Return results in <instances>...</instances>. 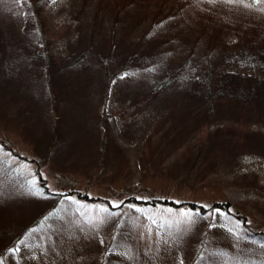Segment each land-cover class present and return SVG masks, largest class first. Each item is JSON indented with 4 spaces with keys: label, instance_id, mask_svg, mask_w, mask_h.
I'll use <instances>...</instances> for the list:
<instances>
[{
    "label": "rangeland",
    "instance_id": "1",
    "mask_svg": "<svg viewBox=\"0 0 264 264\" xmlns=\"http://www.w3.org/2000/svg\"><path fill=\"white\" fill-rule=\"evenodd\" d=\"M42 15L52 38L48 53L71 62L55 77V120L44 106L35 111L28 105L35 85L11 86L0 101V169L14 167L27 179L17 180V188L11 174L0 183V236L35 212L48 214L32 239L23 236L15 252L0 255V264H193L196 255V264H231L229 254L242 259L254 252L255 242L243 234L264 231V119L249 114L234 130L233 120L212 113L202 129V121H193L194 130L175 148L177 116L190 110L182 95L187 84L178 82L166 103L150 92L176 64L186 63L189 82L196 65L213 62L205 52L224 50V38L234 43L245 32L264 35V0L256 6L242 0H48ZM5 51V69L19 75V49ZM217 129H230L226 138L235 145L212 157L217 147L206 154L208 137ZM164 130L170 135L157 146ZM198 145L204 161H215L203 179L204 173H182L187 148ZM29 181L47 190L33 195ZM190 201L206 210L185 224L180 211L195 213Z\"/></svg>",
    "mask_w": 264,
    "mask_h": 264
},
{
    "label": "trees",
    "instance_id": "2",
    "mask_svg": "<svg viewBox=\"0 0 264 264\" xmlns=\"http://www.w3.org/2000/svg\"><path fill=\"white\" fill-rule=\"evenodd\" d=\"M242 1H247L252 6L258 5L260 2V0ZM47 2L48 0H0V101L11 86L15 90H20L21 87L24 88L26 86L29 88L30 85H35L38 91L33 95V100L31 98L28 99V105L35 111H39L44 106L43 110L48 112L49 119L55 120L54 112L55 109L57 110L55 87L60 85L59 82L55 81V77L62 75V66L69 65L71 61L65 59L57 62L48 53L52 38L42 15V9ZM164 10L170 12L168 8ZM153 17L156 18L157 15ZM213 18H217V16L214 15ZM164 19L168 20L170 17L168 18L167 15L158 20ZM207 19L214 21L208 16ZM217 19L222 21V18ZM249 22L239 24V27L245 29ZM217 24L219 25L218 22ZM244 26L245 28H243ZM210 38L217 43V37L214 33ZM224 40H221L224 43L223 51L205 52L207 55L209 54L208 57L213 58V62L208 60L205 65H196L191 73L193 77H190L189 82H187L189 77L184 71L186 63H180L173 65V68L165 70L163 75L152 84L150 95L153 98L158 97L160 102L165 103L168 99V92L177 89L178 82L185 81L187 84L186 90H183L182 95L186 97L185 104L190 106V110L186 109L182 115L177 116L179 124L174 126H180V128H177L178 131L176 132L178 137L175 135L177 139L175 148L180 147L184 137L194 130L193 121H202L200 124L202 129L209 122L208 119L211 118L212 113H215L217 117L233 120L234 130L240 129L239 124L244 123V117L249 114L253 115L255 113L254 119H258V117L264 119V77H261L264 74V35L260 33L251 35L245 32L241 41L228 43L226 38ZM8 48L19 49V51H14V53L19 55L20 64L14 68L19 71V75H16L17 72L15 70L16 76L8 69H5L4 54ZM195 71L197 72L196 77H194ZM26 93L28 94V91ZM174 102L176 103L175 100ZM22 116L20 115L19 118ZM54 120L51 121V130H53V132H50L51 134L55 133ZM22 124L25 130H27V127L34 128V126ZM230 131V129L227 132L225 129H217L214 133H210L206 154L210 155L217 147V153H212V157H214L228 144L234 146L235 141L232 138H226ZM216 133L217 137H219L218 140L215 137ZM169 135L168 130H164L156 142L157 146L163 145ZM252 136L257 138V133H253ZM53 137L54 135H52L50 141ZM151 137L148 139V144H152ZM187 149L190 157L182 165V167L184 166L182 173L185 174L192 170L195 171L194 176L204 173L201 178L203 179L210 173L211 168H213L211 164H214L215 161L211 159L204 161L205 156L203 159L201 158L200 145L196 148L188 147ZM147 156L155 159L150 151L147 152ZM150 158L146 160H150V163L155 164ZM161 162V160L158 161L156 165ZM41 163V161H37V164ZM10 174L11 180L9 181L14 188L19 186L17 180L22 179L24 183L27 182V179L19 173L18 169L9 167V172H4V169H0V183H5ZM38 189L43 192L47 190L42 182H39ZM53 196L58 200L59 194L56 193ZM164 200L162 199V201ZM167 200L171 204L181 203L171 199ZM189 205L195 211L199 210V216L205 213L206 208L203 205L193 201H190ZM213 206H219L223 209L224 202H215ZM4 208V205L0 206V214ZM47 214L48 212L45 211L40 215L35 212L29 220L20 219L19 224L16 222L14 231L9 236H0V255L4 251H9L8 249L10 248L15 252L17 244L22 239L26 237L32 239L29 234L32 233L34 227L39 226L45 220ZM245 234L248 239L255 242L254 252L245 254L242 259H239V256L229 254L232 257L231 264H235V262L245 258L247 260L243 261H251L252 264L256 261H264V231L257 233L248 231ZM3 239H8V242L10 244L12 242V244L9 245L7 242L4 245ZM222 255L224 257L228 256L226 253H222ZM193 259L196 264L197 255ZM18 264L20 263L18 262ZM200 264L205 263L201 262Z\"/></svg>",
    "mask_w": 264,
    "mask_h": 264
},
{
    "label": "snow or ice",
    "instance_id": "3",
    "mask_svg": "<svg viewBox=\"0 0 264 264\" xmlns=\"http://www.w3.org/2000/svg\"><path fill=\"white\" fill-rule=\"evenodd\" d=\"M53 2H55V0H53ZM209 2H215V0H209ZM225 2L231 3V2H235V0H225ZM28 185L29 186H28L27 190L30 193H32L33 195H43L42 190H38L33 181H29ZM113 207H119V205H113ZM101 211L107 212L108 210H107V208H104V209H101ZM168 211L171 212L170 209ZM180 215L182 217L186 218L185 224H190V223H193L195 221V218L199 216V210H196L195 213L192 210H187V211L181 210ZM153 223H156V221L153 220ZM168 226L171 227V222H168ZM177 230L181 231V229H177ZM243 235H246V234H243ZM243 235L239 238H243ZM182 264H183V262H182ZM235 264H252V262L251 261L245 262V261L240 260V261L235 262ZM260 264H264V261H261Z\"/></svg>",
    "mask_w": 264,
    "mask_h": 264
}]
</instances>
